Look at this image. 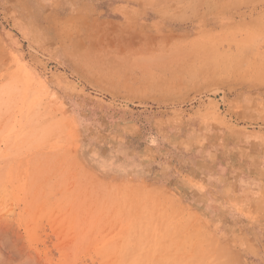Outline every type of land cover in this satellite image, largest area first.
Segmentation results:
<instances>
[{"label": "rangeland", "instance_id": "374dc122", "mask_svg": "<svg viewBox=\"0 0 264 264\" xmlns=\"http://www.w3.org/2000/svg\"><path fill=\"white\" fill-rule=\"evenodd\" d=\"M0 264H264V0H0Z\"/></svg>", "mask_w": 264, "mask_h": 264}]
</instances>
